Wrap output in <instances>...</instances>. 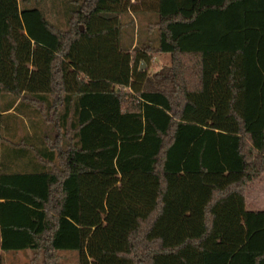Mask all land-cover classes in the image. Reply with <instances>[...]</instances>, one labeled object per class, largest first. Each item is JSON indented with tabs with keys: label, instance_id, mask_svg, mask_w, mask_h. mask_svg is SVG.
<instances>
[{
	"label": "trees",
	"instance_id": "trees-1",
	"mask_svg": "<svg viewBox=\"0 0 264 264\" xmlns=\"http://www.w3.org/2000/svg\"><path fill=\"white\" fill-rule=\"evenodd\" d=\"M131 11L156 14L157 46L122 43ZM23 117L45 130L16 141ZM6 142L32 171L8 172ZM262 175L264 0H0L2 251L264 264V209L246 207Z\"/></svg>",
	"mask_w": 264,
	"mask_h": 264
},
{
	"label": "rangeland",
	"instance_id": "rangeland-1",
	"mask_svg": "<svg viewBox=\"0 0 264 264\" xmlns=\"http://www.w3.org/2000/svg\"><path fill=\"white\" fill-rule=\"evenodd\" d=\"M143 0H130L132 5L141 6ZM133 8V7H132ZM131 8V9H132ZM131 15L123 17V21L128 22L122 28V43H126L131 32L134 33L136 39H149L153 46L158 45V32L156 27H151L157 16L155 13H138L131 11ZM52 20H55V13L48 14ZM63 19V18H62ZM133 19V24L130 20ZM130 22V23H129ZM171 64V55L156 54L152 55L150 63L145 64L144 69H147L149 74H153L164 66ZM247 203L246 207L249 210L264 209V175L256 181L250 183L246 189ZM0 254L4 264H30L33 255L30 253L24 254L22 252H4ZM61 264H78V253L75 250L61 251Z\"/></svg>",
	"mask_w": 264,
	"mask_h": 264
},
{
	"label": "crops",
	"instance_id": "crops-1",
	"mask_svg": "<svg viewBox=\"0 0 264 264\" xmlns=\"http://www.w3.org/2000/svg\"><path fill=\"white\" fill-rule=\"evenodd\" d=\"M22 128L20 127L17 130V134H16V141H20V139L26 138L27 136L32 137L34 134V131L32 129V127H34L36 125V123H39L40 125V133L43 131V129L45 130V125L43 124L42 121L38 122L37 118H33L31 120V122L28 121V119H26L25 117H23L22 120ZM6 145V146H5ZM3 145L2 150H3V164L5 165L6 169L8 170V172H21V173H25L28 171H32L34 169V165H33V157L30 156V153L27 152L25 149H21L20 147H18L16 150L13 149L12 146H10L9 142H6V144ZM3 199H0V202H2ZM1 240H2V236H1V230H0V254H3L1 251ZM22 252L24 254H32L33 252L30 250L27 251H19Z\"/></svg>",
	"mask_w": 264,
	"mask_h": 264
},
{
	"label": "water",
	"instance_id": "water-1",
	"mask_svg": "<svg viewBox=\"0 0 264 264\" xmlns=\"http://www.w3.org/2000/svg\"><path fill=\"white\" fill-rule=\"evenodd\" d=\"M82 29H83V27H82ZM144 66H145V64L143 63V64L141 65V69H143V68H144Z\"/></svg>",
	"mask_w": 264,
	"mask_h": 264
}]
</instances>
